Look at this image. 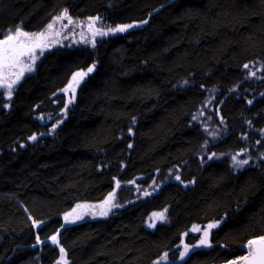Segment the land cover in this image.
<instances>
[{
    "label": "trees",
    "instance_id": "trees-1",
    "mask_svg": "<svg viewBox=\"0 0 264 264\" xmlns=\"http://www.w3.org/2000/svg\"><path fill=\"white\" fill-rule=\"evenodd\" d=\"M59 10L108 34L47 51L7 108L0 93V264L239 263L264 237V0H0V38ZM112 195L51 244L61 213Z\"/></svg>",
    "mask_w": 264,
    "mask_h": 264
},
{
    "label": "rangeland",
    "instance_id": "rangeland-1",
    "mask_svg": "<svg viewBox=\"0 0 264 264\" xmlns=\"http://www.w3.org/2000/svg\"><path fill=\"white\" fill-rule=\"evenodd\" d=\"M64 12H65L64 10L57 11L55 14H53L51 16V18L47 21V23L44 24L40 29H38L36 31H25V32H28L30 34L31 33L48 32L47 26L49 24H53V22L56 21V18L62 16V14ZM70 18H71V22H69L68 19H62V20H59L56 23H54L53 29L49 32V34L47 36V40L44 42L46 46L43 47L42 49L41 48H37L35 50V52H34V56H35L34 62L28 56L21 57V60L23 62L21 66L30 65L32 67V70L31 71L25 70L24 74L20 77L19 81L24 76H26V75H28V74H30V73H32L34 71L37 62L39 61V59L47 51H50L53 48H56V47H59V46H67V45H70V44L88 45V44H91L99 36V35H95L94 36L93 32L89 30V22L90 21L86 22V21H83V20L74 19L72 17H70ZM98 27H99L98 22L95 20L94 29H97ZM16 28H20V27L19 26H14L12 28H9L3 34V36L0 39H3L11 30L16 29ZM12 71L19 72V68L13 69ZM77 72L86 73V71H82L80 69L74 70L69 75L67 82L58 90L59 93H61V95L64 98V107L61 109V111L63 113H64V110L66 109V107L70 103H72L74 101L77 87L82 82V80L84 79V77H83V79L80 80V83L75 86L74 94L71 91V89H69L67 92L64 91L66 88H68L69 83L72 81L73 75L75 73H77ZM11 79H15V77L13 76V77H11ZM17 83L13 86L12 92L15 89ZM0 93H1V95L3 97L4 106L7 108L9 106V104H10V98L8 96V92H7V90L5 88H0ZM69 101H71V102H69ZM109 199H110V203L106 204L105 201H109ZM78 205H80L82 207H77ZM117 207H118V204H116L113 195H112V197H106V198L101 199L99 201H93V202L92 201H80V202H76V203L73 204V206L70 209H68V210L64 211L63 213H61V215H60L61 225L58 228V230L53 234V236H56L58 238V234H59L60 230L64 226L72 225V224L81 222V221L86 220V219L96 218L98 216L105 217L109 213L114 211ZM104 212H106V214H101V213H104ZM66 216L68 217L67 221L65 220ZM77 217H79V218H77ZM153 217H154V215H153ZM209 224H215L216 225L217 222H208V223H205V224H196V225H193L190 228V230H189L190 232L195 233L196 235H198V240L196 241L197 242L196 244H199L200 239L202 238V235H203V230L206 229L207 225H209ZM194 228H199V229H201V231H193ZM210 231H211V229L209 230V232ZM51 244H53L55 246L58 245V240H57L56 243H53V241H51ZM185 245L188 246L189 251H190L195 246V243L194 244H188V243H185V242L181 241V243H180L181 253L184 251ZM243 246L245 247V250L248 253L249 252L248 241ZM61 255L62 254L60 252L59 253V258L57 260V264H64V262H66V264H67L66 255L63 253V257H64V261L63 262L61 261ZM185 256H183L181 258H184ZM234 262H236V260ZM231 263L232 262L225 263V264H231Z\"/></svg>",
    "mask_w": 264,
    "mask_h": 264
},
{
    "label": "snow or ice",
    "instance_id": "snow-or-ice-1",
    "mask_svg": "<svg viewBox=\"0 0 264 264\" xmlns=\"http://www.w3.org/2000/svg\"><path fill=\"white\" fill-rule=\"evenodd\" d=\"M68 19L71 22V18L67 16V10L62 14V16L57 17L56 21L53 24H49L47 26L48 32H40V33H28L20 28H16L11 30L3 39H0V88H5L8 92L9 98L12 95L13 86L19 81L20 77L24 74V71H31L32 67L30 65H22L21 57L28 56L30 59L35 60L34 52L37 48L45 47V41L47 40V36L49 32L53 29L54 23L59 20ZM146 23V21H145ZM95 20H90L89 22V30L93 32V35H107L108 32H103L99 29H94ZM134 25L132 24H124V25H117L114 28H109V32L116 33V32H125L128 29L132 28ZM94 67V66H93ZM245 67H248L245 65ZM19 68V72L12 71L13 69ZM93 68H89L88 72H91ZM87 75L84 72H77L73 75L72 81L69 83L68 88L64 91H71L75 92V86L80 83V80ZM15 77V79H11V77ZM71 102V101H69ZM31 139L35 140L36 137L33 136ZM233 160L238 165L247 164V160L237 161L235 157ZM179 179V177H177ZM111 199V198H110ZM109 201H105L106 204L110 203ZM77 207H82L78 205ZM106 214V212L101 213ZM154 217L157 219L163 220L164 216L163 213H154ZM79 218V217H77ZM65 220H68V217H65ZM35 223V222H34ZM152 226V225H150ZM216 227L215 224L207 225L206 229L203 230L202 238L200 239L199 246L210 247L209 241V230ZM193 231H201L199 228H194ZM53 243L57 242V237H51ZM248 248L249 253L245 257H241L240 259L243 261V264H264V237H260L258 239H253L248 241ZM189 251L187 245L184 247V251L181 253V257L185 256ZM61 252V261H64L63 253L64 249H60ZM66 264V262H64ZM232 264H236V262H232Z\"/></svg>",
    "mask_w": 264,
    "mask_h": 264
},
{
    "label": "water",
    "instance_id": "water-1",
    "mask_svg": "<svg viewBox=\"0 0 264 264\" xmlns=\"http://www.w3.org/2000/svg\"><path fill=\"white\" fill-rule=\"evenodd\" d=\"M37 224H38V223L35 222V223H34V226L37 227ZM258 238H259V237H255V238H252L251 240H253V239H258ZM248 253H249V252H248ZM247 255H248V254H246L245 256H247ZM245 256H244V257H245ZM237 264H243V261L241 260V261H240L239 263H237Z\"/></svg>",
    "mask_w": 264,
    "mask_h": 264
}]
</instances>
